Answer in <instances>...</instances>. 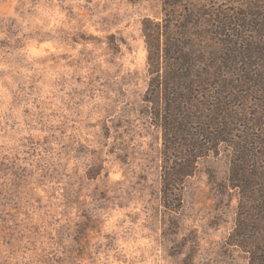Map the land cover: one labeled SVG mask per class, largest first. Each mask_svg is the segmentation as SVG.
<instances>
[{"label":"rangeland","instance_id":"rangeland-1","mask_svg":"<svg viewBox=\"0 0 264 264\" xmlns=\"http://www.w3.org/2000/svg\"><path fill=\"white\" fill-rule=\"evenodd\" d=\"M205 3L264 36V0ZM147 19L163 0H0V264H251L228 239L231 148L199 160L178 212L162 204Z\"/></svg>","mask_w":264,"mask_h":264},{"label":"trees","instance_id":"trees-1","mask_svg":"<svg viewBox=\"0 0 264 264\" xmlns=\"http://www.w3.org/2000/svg\"><path fill=\"white\" fill-rule=\"evenodd\" d=\"M163 13V22H144L145 100L162 132V204L178 212L199 160L231 148L239 204L228 239L250 252L251 264H264V36L239 34L249 22L224 3L163 0ZM252 27L264 33V21Z\"/></svg>","mask_w":264,"mask_h":264}]
</instances>
